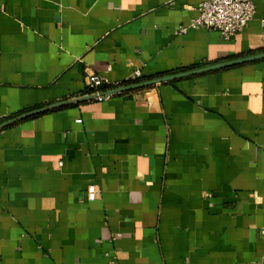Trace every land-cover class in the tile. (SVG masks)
Instances as JSON below:
<instances>
[{
    "label": "crops",
    "instance_id": "1",
    "mask_svg": "<svg viewBox=\"0 0 264 264\" xmlns=\"http://www.w3.org/2000/svg\"><path fill=\"white\" fill-rule=\"evenodd\" d=\"M202 1L0 0V264H264V58L69 102L264 53Z\"/></svg>",
    "mask_w": 264,
    "mask_h": 264
},
{
    "label": "built area",
    "instance_id": "2",
    "mask_svg": "<svg viewBox=\"0 0 264 264\" xmlns=\"http://www.w3.org/2000/svg\"><path fill=\"white\" fill-rule=\"evenodd\" d=\"M196 10L198 13L197 17L188 26H180L177 29L178 35H184L190 29L203 28L208 31H216L224 40H229L240 34L255 14V6L249 0H203ZM261 23L264 25V20ZM141 78L140 71H134L127 82H137ZM85 84L92 90L89 95L94 96L97 101L105 100L110 96L107 91L101 90L102 87H107L111 90L121 86L111 84L107 78L94 73L86 75ZM77 123H81V121L77 120ZM99 192L95 185L89 186L86 190L87 199L90 201L96 200ZM110 264H117L114 255L110 258Z\"/></svg>",
    "mask_w": 264,
    "mask_h": 264
},
{
    "label": "water",
    "instance_id": "3",
    "mask_svg": "<svg viewBox=\"0 0 264 264\" xmlns=\"http://www.w3.org/2000/svg\"><path fill=\"white\" fill-rule=\"evenodd\" d=\"M263 58H264V53H260V54L249 56V57H245V58L225 61V62L217 63V64H214V65H210V66H206V67H202V68H198V69H193V70L180 72V73L169 75V76H166V77H161V78H157V79H152V80L138 82V83H135V84H132V85H128V86H123V87H120V88L113 89L112 91L108 92L107 94L111 95V94L121 93V92H125V91L141 89V88L148 87V86H151V85H154V84H160V83H163V82H167V81H171V80H175V79H179V78H183V77H190V76H194V75H198V74H202V73H206V72H211V71H215V70H219V69H224V68L236 66V65H239V64L247 63V62L260 60V59H263ZM91 99H95V97L94 96H89V97H84V98H80V99H77V100H72V101H69V102L70 103H79V102L86 101V100H91ZM62 104H67V103H62ZM42 111H44V110L36 111V112H33V113H39V112H42ZM33 113H30V114H33ZM19 119H22V117L14 119L11 122L17 121ZM6 124H8V123H6ZM3 126H5V125L4 124L1 125V127H3Z\"/></svg>",
    "mask_w": 264,
    "mask_h": 264
}]
</instances>
